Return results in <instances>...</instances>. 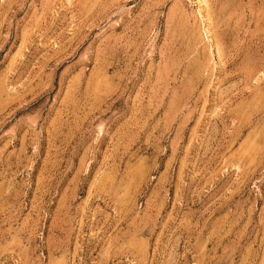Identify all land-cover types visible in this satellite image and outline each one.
Masks as SVG:
<instances>
[{"label":"rangeland","instance_id":"1","mask_svg":"<svg viewBox=\"0 0 264 264\" xmlns=\"http://www.w3.org/2000/svg\"><path fill=\"white\" fill-rule=\"evenodd\" d=\"M0 264H264V0H0Z\"/></svg>","mask_w":264,"mask_h":264},{"label":"bare ground","instance_id":"2","mask_svg":"<svg viewBox=\"0 0 264 264\" xmlns=\"http://www.w3.org/2000/svg\"><path fill=\"white\" fill-rule=\"evenodd\" d=\"M194 53V52H193Z\"/></svg>","mask_w":264,"mask_h":264}]
</instances>
